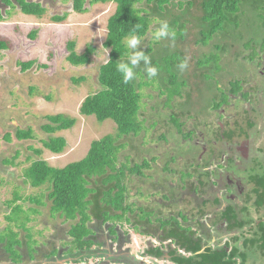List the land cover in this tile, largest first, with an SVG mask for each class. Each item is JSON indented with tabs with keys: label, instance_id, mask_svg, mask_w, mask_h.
<instances>
[{
	"label": "trees",
	"instance_id": "1",
	"mask_svg": "<svg viewBox=\"0 0 264 264\" xmlns=\"http://www.w3.org/2000/svg\"><path fill=\"white\" fill-rule=\"evenodd\" d=\"M3 1L10 7L6 12L7 16H11L12 11L17 7L22 14L38 18L43 17L48 11L35 0L32 2L15 0V3L12 0ZM68 1L72 2L76 13H86L87 0ZM110 2L115 3L116 9L108 20L107 36L103 43V48L109 52L108 60L99 69V91L82 102L80 114L86 117L95 116L99 122L112 120L117 126V132L93 141L86 157L64 168L54 167L41 158L34 160L26 168L22 178L24 184L34 191L41 189L42 198L37 200L26 192L23 194L16 192L12 198L3 202L7 211L0 212L3 219L0 221V226L5 232L0 246L4 247L5 252H9L16 260V257L17 259L22 257L19 250L26 249L33 252L36 247L44 245L45 243L42 242L40 244L33 242L30 234L27 233V228L32 221L37 220V216L42 215L38 207H46L50 203V216H59L66 223L71 222L67 232L69 241H65L66 244H61V240L58 239H55L57 242L54 244L49 242L54 255L59 247L68 248L71 253L80 251L82 258L91 261L100 252L96 247L102 245V242H98L99 237L96 236V231L102 226L109 225L107 227L109 233L116 236L117 226L122 221L131 224L129 218L135 213L137 217L135 222L132 221L133 230L137 234L153 236V229L158 233L155 236L160 239V248L147 250L146 254L149 256L158 259L169 258L174 264H264V177L259 175L253 179L258 181L259 187L254 193L255 197L243 204H225L220 200L222 198L213 193L216 189L211 192L206 188L209 184V181L205 180L208 172L203 170L206 163H204V156L201 155L209 134L210 121L207 112L212 110L215 114L226 102L228 96L223 91L222 102L217 99L210 105L202 104L199 100L198 104L194 103L196 96L191 98V95L196 93L195 88L191 85L189 87V81L184 79L185 70L181 71L178 67L182 60L187 59L183 46H186L193 28L198 31L194 36L196 46L208 47L214 42L213 50L202 53L196 58L192 79L196 81L198 91L201 86H207V83L216 75L222 73L224 68L228 69L222 62L229 57L235 46L241 45L244 49H248L249 54H252L253 47L257 53V43L264 47V36L258 38V32L264 30V0H93L92 3ZM172 8H177L180 13L173 16ZM171 15L173 17L169 25L175 37L167 38L169 41L163 39L162 42L152 40L146 50L139 49L149 55L152 66L158 69L157 76L149 79L145 66L141 62L135 69L136 78L125 84L122 75L117 71L118 63L126 62L132 51L127 48L125 38L130 36L132 30L139 24L140 27L135 34L143 40L157 21H165L166 17ZM53 20L60 23L64 21V18L55 16ZM3 21L5 22V19L0 14V22ZM31 37L36 39L37 31H33ZM218 38H220L219 42L215 44ZM164 41L168 44L163 43ZM67 48L69 51L67 61L74 67L91 64L97 51L94 45L89 44L84 52L79 54L76 51V43L73 41L68 43ZM9 49L10 42L0 36V52ZM262 51L264 52V48ZM248 55L243 58L245 62L254 60L253 56L248 58ZM35 64L36 61L30 60L20 62V67L23 71H28ZM228 72H230L229 69ZM232 77L235 79L231 82L230 92L235 94L243 81L234 73ZM74 82L82 84L86 82V78L74 79ZM216 86L220 87V83ZM147 89L156 90L159 96L166 97L162 106H151V110L157 112L156 119H150L153 123L151 128L154 129L159 124H163L161 119H167V122L175 128L176 134L183 136L181 144L188 143L190 145L188 150H191L194 145L193 147L200 151L198 157L193 156V160L187 163V165L192 164L194 168L198 167L194 170L199 172V176L193 181L191 178L194 177V173L191 172L188 188H181L182 191L187 190L185 194L187 200L183 204L196 206L197 212L193 214L179 211L176 215L172 213L164 216L156 210L158 214H155V225H152L154 221H143L140 216L151 208L137 207L135 203L127 204L128 176H145L143 171L150 168V161L144 159L143 164H135L131 167L119 160L121 151L127 146L124 139L131 136L137 137L149 131L147 124L151 122L145 114L148 103L144 102V98L151 99L153 96L144 94ZM160 107L173 109V112L172 114L162 113ZM202 115L205 117L204 122H197ZM187 119L196 123L191 130L185 132ZM46 120L48 123L43 125L41 130L50 136L48 140L43 141V147L53 154H62L68 142L66 138L58 137L57 133L71 130L77 120L63 114L46 116ZM199 133L202 135L199 136ZM34 136L32 128L19 129L15 134L18 141L32 140ZM167 136V134L162 135L165 140ZM6 139L11 141V136L6 135ZM30 150L37 156L43 154L42 150L33 148ZM18 156L12 160H5V163L13 164V160ZM178 157L183 156H172L170 164L182 159ZM169 166L165 168V171H168L170 175L174 174V170L169 169ZM202 179L205 180L204 185ZM2 185L3 179L0 180V192ZM10 186L23 190V187L18 184H10ZM166 198L169 200L167 196ZM194 199L199 200L197 205ZM210 206L221 209L220 217L217 215L216 219L208 217ZM14 215L17 216L19 226L13 218ZM205 218L210 221H205ZM206 223H211L213 226L222 224V228L224 225L227 226L230 233L225 237L228 238L225 244L223 242L210 244L209 239L212 235ZM29 227L32 228L30 225ZM21 233H25L26 236L21 238ZM167 243L176 246V249H172L170 245L166 248ZM87 253L91 255L88 256Z\"/></svg>",
	"mask_w": 264,
	"mask_h": 264
},
{
	"label": "rangeland",
	"instance_id": "2",
	"mask_svg": "<svg viewBox=\"0 0 264 264\" xmlns=\"http://www.w3.org/2000/svg\"><path fill=\"white\" fill-rule=\"evenodd\" d=\"M41 1L48 10L43 17L24 15L20 12V8L17 7L12 11L13 14L9 15L5 22L0 24V36L5 41L10 42V49L0 52V180L3 179L0 192V212L2 213L7 211L3 202L12 198L16 192L21 194L26 192L37 200L42 198V190L34 191V189L24 184V179L22 178L24 171L34 160L41 158L54 167L64 168L66 165L86 157L93 141L108 134L114 135L117 132V126L112 120L99 122L95 116L86 117L80 114L82 102L100 89L98 83L99 69L108 60L109 54L108 50L103 48V43L107 36L108 20L116 9L115 3H92L93 0H87L86 13L79 14L73 10L71 1ZM171 10L173 16L180 13L177 8H172ZM55 16L63 17L64 21L55 22L53 20ZM173 16H167L165 21L169 23ZM158 27V23L153 25L148 36L141 40L140 49L146 50L151 41L155 40L153 33ZM33 31H37L36 39L31 37ZM197 32L193 28L186 46H183V51L188 61V67L184 71V79L189 81V87L191 85L195 88L194 91L196 93L191 95V98L196 96L194 103L198 104L199 100L202 104L210 105L214 104L215 100L222 99V92L226 91V86L231 85V82L235 79L232 77L233 73L237 76L240 74L246 76L251 71L250 62L243 60L244 56L249 54V51L241 45L235 46L229 57L222 62L228 67L230 72H228L227 68H224L225 70L222 73L216 75L213 80L207 83V86H201L198 91L197 83L192 79L196 67V58L201 56L202 53H208L213 50L214 42L209 44L208 47L196 46L194 36H196ZM263 36L264 30H260L258 38ZM219 39L215 40V44L219 42ZM71 41L76 43V51L79 54L83 53L89 44L97 48L91 64L84 67H74L67 61V56L69 55L67 45ZM162 41L163 39L160 40V42ZM163 43L168 44L167 41ZM257 47L259 50L264 48L258 43ZM251 49L252 54H249L248 58L253 56L256 61V52L253 47ZM30 60L36 61V64L30 70L23 71L20 67V62ZM44 66L46 67L44 68ZM80 78H86V82L76 84L74 79ZM220 80L222 84L217 87L216 85L220 83ZM144 92V94L153 96L151 99L144 98V102L148 103L145 114L149 122H151L150 119L155 120L157 115L156 111L151 110V106H162L166 97L159 96L158 91L152 89H147ZM178 103L182 104L183 101H178ZM186 107L188 108V105ZM160 112L172 114L173 109L160 107ZM56 114H63L77 120L76 125L71 130L57 133L58 137H64L68 142L65 151L59 155L44 149L43 141L48 140L50 135L41 130V127L48 123L46 116ZM204 119L205 117L202 115L197 119V122H204ZM162 120L163 124H159L154 129L151 128L152 122L147 124L148 133L124 139L127 146L125 150L121 151L119 157L120 162H124L131 167H134L135 164H143L144 159L150 161V168L143 171L145 176H128L129 197L127 204L135 203L137 207L151 208L150 211L140 215L143 221H154L158 210L164 216L172 213L176 215L179 211L193 214L197 212L196 206H185L183 204L187 199H185L186 192H183L181 188H188V178H191V172L194 173V177L191 178L193 181L199 176V172L194 170L195 168L198 169V167L194 168L192 164L187 165V163L193 160V156L196 155L198 157L200 151L198 152L197 148L193 147L194 145L191 150H188L187 148L190 147L188 143L181 144L183 136L176 134L175 128L167 122V119ZM185 123L184 130L188 132L194 127L196 122L187 119ZM29 128L34 131V139L18 141L15 137L17 130ZM166 134L168 136L165 140L162 135ZM6 135L11 136V141L6 139ZM31 148L42 150L43 154L37 156L30 150ZM177 155H182L183 157H178L182 159L177 163L170 164L172 162L171 157H176ZM15 156L18 157L13 160V164L7 165L5 163V160H12ZM168 166L169 169L174 170V174L170 175L168 171H165ZM10 184H18L23 187V190L10 186ZM217 192L218 190L216 189L213 193L216 194ZM166 196L169 200H167ZM198 201L194 199L196 205ZM244 202L240 200L241 204ZM164 204H166V207H164ZM38 208L42 211V215L37 216V220L29 224L32 228L29 225L27 228V233L30 234L33 242L45 243L49 248H51L49 242L54 244L57 242L55 239L61 240V244H66L69 241L67 232L71 222L66 223L59 216H50V203L46 207L40 206ZM219 209L215 208L213 211L217 217H220ZM27 215H29V212H27ZM136 217L137 214L135 213L130 216L131 224L126 221H122V224H119L122 225L120 229L124 233L131 234V254L129 253L128 255L137 257L141 264H170L164 259L154 261L145 255V251L151 247V244L159 246V241L149 236L143 239L142 236L133 231L130 225H132L133 218ZM13 218L19 226L17 216L14 215ZM1 219L0 215V221ZM152 225H155V221ZM142 226L147 227L146 225ZM2 229L0 226V241L5 237V232ZM52 235L55 238L51 239ZM23 236H26V234L21 233V238ZM146 240L149 242L148 244ZM114 246L116 247V243ZM106 250V248L100 249V253H106ZM98 261H101V259L97 260V258H94L84 264H96Z\"/></svg>",
	"mask_w": 264,
	"mask_h": 264
},
{
	"label": "flooded vegetation",
	"instance_id": "3",
	"mask_svg": "<svg viewBox=\"0 0 264 264\" xmlns=\"http://www.w3.org/2000/svg\"><path fill=\"white\" fill-rule=\"evenodd\" d=\"M12 1L15 3V0ZM28 1L32 2L33 0ZM35 1L42 4L41 0ZM0 6V14L6 19L9 16L6 12L10 7L3 0H0ZM43 7L45 8L44 5ZM3 22H0V24ZM256 50L257 60L250 62L251 71L246 76L239 75L243 76H241L243 82L240 83L238 92L235 94L230 92L232 90L231 85H227L225 88V93L228 96L226 102L221 105L222 107L215 114L212 110L207 112L210 121L209 134L201 155L204 156V163L207 165L203 169L208 172V177L205 180H208L209 184L206 188L211 192L214 189H219L216 196L222 198L220 200L229 205L241 204L240 200L247 202L249 199L254 198V193L259 186L258 181H253V179L259 175L264 177V52L259 50L258 47ZM219 82L221 85V80ZM201 135L199 133V136ZM205 180L202 179L203 185ZM183 192L187 194V190H183ZM209 208L208 217L216 219L215 212H213L214 208H211V206ZM219 210L221 213V209ZM134 220L135 218H133V222ZM205 221L210 220L205 218ZM207 225L209 233L212 235L209 239L210 244L221 242L225 244L228 239L225 237L230 233L227 226L224 225L222 228V224L213 226L209 223ZM130 226L134 229L132 225ZM107 227L109 225L102 226L96 231V236L99 237L98 242H102V245L96 248L98 250L107 249L106 253L99 252L93 257V259H101L96 264H141L137 257L128 255L131 254V234L124 233L118 225L116 228L118 232L116 236H113L109 233ZM152 233L154 235L149 237L158 240L159 246L151 244V247L147 250L160 248L161 246L160 239L156 237L158 233L154 230H152ZM138 235L142 236L143 239L147 237L141 234ZM204 236L207 237L205 234ZM52 237L54 236L52 235L51 239H53ZM115 243L116 247L114 246ZM169 245L172 249H176V246L169 243L165 244L166 248ZM50 247L44 244L36 247L33 252L26 249L19 250L22 257L18 259L16 257L15 260L9 252H5L4 247L0 246V264H84L88 262L82 258L80 251L71 253L68 248L58 246V252L54 255L53 248L51 245ZM147 250L145 255L149 256L146 254ZM87 255L91 254L87 253ZM123 256H125L124 259ZM149 258L154 261L162 260V258L158 259L153 256H149ZM166 258H168L167 255ZM164 260L174 264L169 258Z\"/></svg>",
	"mask_w": 264,
	"mask_h": 264
},
{
	"label": "clouds",
	"instance_id": "4",
	"mask_svg": "<svg viewBox=\"0 0 264 264\" xmlns=\"http://www.w3.org/2000/svg\"><path fill=\"white\" fill-rule=\"evenodd\" d=\"M157 23L159 24V27L153 33V37L156 41L175 37L174 31L170 28L167 21H157ZM139 27L140 25L137 24L136 28L132 30V34L125 38L127 48L132 50L128 56V60L126 62L120 61L117 65V71L122 75L125 84H128L136 78L135 69L140 66L141 62H143L145 66V71L147 72L149 79L158 74V69L157 67L152 66L149 55L145 54L144 51L139 50L141 48V39L135 34ZM178 67L181 71L185 70L188 67L187 59L182 60L178 64Z\"/></svg>",
	"mask_w": 264,
	"mask_h": 264
}]
</instances>
